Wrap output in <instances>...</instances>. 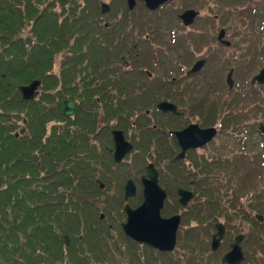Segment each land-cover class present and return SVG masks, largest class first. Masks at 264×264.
Wrapping results in <instances>:
<instances>
[{"label":"trees","instance_id":"1","mask_svg":"<svg viewBox=\"0 0 264 264\" xmlns=\"http://www.w3.org/2000/svg\"><path fill=\"white\" fill-rule=\"evenodd\" d=\"M57 5L65 10L58 12ZM79 7L75 0H0V264H201L198 248L208 239L209 222H232L249 215L251 237L262 240L264 222L255 220L253 213L264 216V208L257 205L264 202V191L246 179V168L243 173L239 171L242 158L236 159L235 182L220 179L218 184L214 180L205 184L194 174L195 191L206 185L211 193L205 199L196 196L188 205L187 227L178 231L179 241L185 237L188 240L186 256L158 252L124 234V200L121 195H113L117 192L110 193V187L122 182L120 173L124 179L136 173L141 168L138 161L147 152L149 162L164 176L165 163L171 155L164 140V122H149L146 110L152 113L153 107L149 101L137 105L127 99L139 90L129 86L120 102L122 109L115 110L121 112V127L134 134L132 159L130 155L114 167L108 153L104 167H90L89 116L82 122L83 103L74 117L64 115L63 100L73 94L74 79L84 81L91 72L109 76L111 71L91 66L90 55L78 49L81 44L77 40L73 44L65 22H59L60 15L65 20L85 15L86 12L78 11ZM123 15H128L126 8ZM93 57L99 62L98 55ZM58 58L61 61L57 73L54 67ZM34 80L41 82L38 94L32 100H23L19 87ZM157 90L166 95L161 92L164 89ZM108 108L109 112L112 106ZM124 111L127 113L121 118ZM132 115L134 125L130 124ZM73 118L79 123L77 126ZM21 128H25L24 133L16 137ZM152 146L154 156L150 152ZM247 167L253 170L252 165ZM95 178L104 183V190H100ZM215 194H219L218 199ZM241 198L249 214L239 203ZM178 247L183 249L184 244L180 242Z\"/></svg>","mask_w":264,"mask_h":264},{"label":"flooded vegetation","instance_id":"2","mask_svg":"<svg viewBox=\"0 0 264 264\" xmlns=\"http://www.w3.org/2000/svg\"><path fill=\"white\" fill-rule=\"evenodd\" d=\"M75 1L81 6L77 8L78 11L86 14L68 20L60 15L59 22H65L64 27L69 30L68 36L71 37L73 44L77 40L81 44L78 49L90 55L91 66H96L101 71H111L109 76L91 72V77L84 81L74 79L71 87L73 94L63 100V103L70 100L76 104L71 117H74L82 103L84 117L89 116L87 136L90 167L97 166L96 170L104 167L105 163H108V153L114 162L112 165H116L114 167H118L117 164L126 161L131 155L134 149V134H129L130 129L126 132L121 127L119 120L121 112L115 108L122 109L120 102L124 101L125 88L136 86L139 90L135 96L129 95L127 99L136 101L137 105L142 101L150 102L154 112L149 113V110H146L149 122L151 116L156 117L159 114H163L165 120L164 140L171 155L170 160L165 163L167 174L161 176L155 167L158 172V184L166 192L161 210L162 217L177 215L180 217L179 229L183 222L187 225L188 205L196 196L205 199L211 193L204 187L206 185L195 191L196 177L198 176L205 184H209L210 180L218 184L220 179L223 182L230 180L235 182L237 158L243 159L239 171L243 173L244 168L249 170L245 172L246 179L253 181L256 177H262L247 166L256 164V168H264V133L260 128L264 127V0H168L154 11H150L143 0H135L132 11L128 8L127 0ZM103 5L108 7L106 12H102ZM119 5H125L129 13L127 17L123 15L125 8L116 7ZM57 6L58 12L62 13L65 10L60 5ZM113 8L116 10L113 11ZM221 9L223 13H220ZM188 10H193L195 15L184 22L181 14ZM166 13L170 18L175 15L176 21L172 20V28L161 30L160 23L155 21V17H161ZM236 17H239V23ZM163 25L165 24H161ZM153 26L157 27L156 30ZM237 39L239 44L235 45ZM230 50H233L234 54L240 51L241 54H233L226 60V52ZM167 51L178 55V59L171 65L165 61ZM93 54L98 55L99 62H95ZM60 61L58 58L59 67ZM197 63L200 68L190 72ZM162 64L165 68L161 67ZM106 66L110 69H106ZM157 67L160 71L158 74L154 72ZM260 72L261 82L257 79L253 82ZM125 75L131 78H125ZM157 88L164 89L161 92L163 94L165 92L166 95L156 92ZM156 95L160 96L156 98ZM176 97L183 98L181 105L175 102ZM161 101L176 105V112L157 111V104ZM109 105L112 108L108 112ZM63 109L64 105L62 112ZM125 113L127 112L124 111L121 118ZM108 116H112L111 120ZM134 117L132 115L130 118L131 125L135 123ZM72 121L74 126L79 124L76 118ZM85 121L86 117L82 122ZM109 122H112L111 127ZM153 123L155 122H151ZM190 125H196L201 130L209 129L208 139L197 147L187 148L180 157L182 147L175 132L182 131ZM113 131H121L125 141L133 146L130 153L119 162L114 157ZM252 134H258L259 139L256 142L252 141ZM148 163L151 162H147L142 169L135 170L136 173L126 179L119 170L122 182L110 187V192H117L124 200L127 181L131 180L134 184V196L129 197L127 201L124 200L123 212L126 203L131 208H136L142 203V179ZM196 165L199 167L194 169ZM205 173L208 182L205 180ZM95 181L100 190H104V183L99 178H95ZM180 191L193 193L192 199L185 205L180 202ZM214 197L218 199L219 194H215ZM244 201L241 198L239 203L249 214ZM257 205L264 208V202ZM256 214L258 213H253L255 220L263 223L264 219H258ZM251 219L249 215L247 219L239 218L232 222H226L224 219L210 221L208 239L198 248V253L202 256L201 264H210V260L212 264L214 261L216 264H222L224 255L232 250V244L238 235L242 236L239 242L240 253L232 254L230 263L225 264H263L264 238L260 240L251 237ZM219 223L223 225L224 233L217 247L213 249V236L217 233L216 225ZM180 242L184 244L183 249L178 247ZM187 243L186 237L179 241L177 232L176 245L171 252L137 244L174 256H179L177 253L181 250L186 256Z\"/></svg>","mask_w":264,"mask_h":264},{"label":"water","instance_id":"3","mask_svg":"<svg viewBox=\"0 0 264 264\" xmlns=\"http://www.w3.org/2000/svg\"><path fill=\"white\" fill-rule=\"evenodd\" d=\"M129 9H132L135 0H127ZM146 7L149 10H155L160 5L165 3L167 0H143ZM102 12H106L108 8L103 5ZM195 15L193 10L185 11L181 14V18L186 22L187 19H191ZM200 68L197 63L191 72L196 71ZM261 73L257 74L253 79V82L257 79L261 82ZM229 82V79H228ZM41 82L34 80L28 85H22L19 87L23 100H32L38 94V88ZM231 84V81L229 82ZM75 103L70 100L64 101L63 113L67 116H71L75 111ZM158 109L163 113L168 111L176 112V105L168 101H162L157 105ZM26 121L24 120V123ZM261 131L264 133V127L261 126ZM195 129L197 130L195 132ZM24 129H20L19 133H15L17 137L22 134ZM209 129L201 130L196 125H190L186 129L175 132L179 144L182 147L183 152L190 147H197L198 145L207 141ZM113 142L115 144L114 157L117 162L121 161L132 149V144L125 141L121 131H113ZM143 183V201L136 207L131 208L127 203L124 205L125 221L122 222L121 227L126 236L133 239L139 244H145L151 246L154 249L171 252L175 248L177 240V231L179 229V216H172L164 218L161 216V210L164 205L166 198V192L158 184V172L153 163H149L146 166V174L142 179ZM102 185V184H101ZM135 193L134 184L131 180H128L125 186L124 200L127 201L129 197H133ZM181 197L180 202L185 205L189 202L193 193L191 191H180ZM103 218V215H101ZM257 218L262 220V216L258 215ZM217 233L213 236L212 247L215 249L222 238L224 228L222 224H217ZM242 236L238 235L235 237V242L232 244V250L224 255L222 264L230 263L232 254L240 253L239 242ZM65 244H68V237H65ZM264 258V257H263ZM264 264V262H263Z\"/></svg>","mask_w":264,"mask_h":264},{"label":"rangeland","instance_id":"4","mask_svg":"<svg viewBox=\"0 0 264 264\" xmlns=\"http://www.w3.org/2000/svg\"><path fill=\"white\" fill-rule=\"evenodd\" d=\"M222 4V3H221ZM195 7H197V6H195ZM223 9V8H222ZM222 9L220 10V13H223V11H222ZM145 16L147 15V13L145 12V14H144ZM163 16H161V17H155V21L159 24V26H160V29L161 30H164L165 28V30H167L168 28H172V26H173V24H172V20H175V15L174 16H172L171 18H170V16H168V14L166 13V15L165 14H162ZM236 19H237V23H239V17H236ZM169 20V21H168ZM176 21V20H175ZM161 24H165V25H163V26H161ZM154 28H155V30H156V26H153ZM159 29V30H160ZM178 30H180V29H178ZM181 31V30H180ZM235 42H236V40H235ZM235 42H233L234 44H235ZM239 43H238V39H237V43L235 44V45H238ZM160 45V44H159ZM233 52V50H230V51H228V52H226V60H228L234 53H232ZM180 54H181V52H180ZM236 54H241V52L240 51H237L236 52ZM236 54H234V55H236ZM167 58L165 59V61L169 64V65H171V64H173L175 61H176V59H178V55L176 54V53H172V52H169V51H167ZM165 55V56H166ZM60 60V59H59ZM169 60H171V61H169ZM161 67H164L165 68V66L162 64L161 65ZM58 68H59V62H58V60L56 61V63H55V67H54V70L58 73ZM238 68H239V65H238ZM155 73H159L160 71L158 70V67H157V70L156 71H154ZM164 97V96H163ZM179 101H175L176 103H183V98H180V97H176ZM160 99V98H159ZM183 105V104H182ZM183 107V106H182ZM252 113H254V111H252ZM156 114V113H155ZM158 114V113H157ZM194 118V117H193ZM193 118H191V120H194ZM157 120L159 121V122H165V120H164V116L162 115V114H159V115H157L156 117H152L151 116V121H150V123L151 122H157ZM257 121V120H256ZM256 121H254L253 122V126H255V124H256ZM131 132H129V134H130ZM259 139V136H258V134H252V141L253 142H256L257 140ZM150 152H151V154H152V156H154L153 155V152H154V146H152V148L150 149ZM136 155H137V158H139L140 156H141V154H139L138 153V151L135 153ZM149 153L147 152L146 153V155L140 160V162L138 161V164H139V166H141V168L140 169H142L143 168V165H144V163L143 162H145V163H147V162H149V159H150V157H149ZM129 159L131 160L132 159V155L129 157ZM253 166V171L255 172V174H259V175H261L262 177L261 178H258V177H256L255 179H253V182L255 183V188H257V190H259V191H264V168H256V164H254V165H252ZM143 172V171H142ZM163 176V175H162ZM112 186H114V185H112ZM111 190H112V188H111ZM112 192V191H111ZM110 192V193H111ZM116 196L118 195L117 193L115 194ZM110 198H113V196H110ZM168 212V211H167ZM101 215H103V213H101ZM115 219H116V217H115ZM184 223V222H183ZM181 227H183V228H186L187 227V225L184 223V224H182V226ZM179 238V237H178ZM179 256L180 255H183V252L180 250H178V253H177ZM182 260H184V259H182ZM214 264H216V261H214Z\"/></svg>","mask_w":264,"mask_h":264}]
</instances>
